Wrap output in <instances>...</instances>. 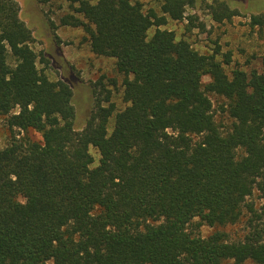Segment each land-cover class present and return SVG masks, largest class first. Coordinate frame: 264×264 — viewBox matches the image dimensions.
<instances>
[{
	"label": "trees",
	"instance_id": "1",
	"mask_svg": "<svg viewBox=\"0 0 264 264\" xmlns=\"http://www.w3.org/2000/svg\"><path fill=\"white\" fill-rule=\"evenodd\" d=\"M65 1L77 16L62 25L115 60L126 106L115 113L106 96L78 129L71 86L44 72L18 2L0 0V264H264V206L246 203L264 200V71L227 72L230 51L202 54L159 28L196 0H161V16L131 0ZM230 3L213 0L211 20L239 16ZM249 25L263 32L264 13ZM244 208L248 231L230 240L219 229Z\"/></svg>",
	"mask_w": 264,
	"mask_h": 264
},
{
	"label": "rangeland",
	"instance_id": "2",
	"mask_svg": "<svg viewBox=\"0 0 264 264\" xmlns=\"http://www.w3.org/2000/svg\"><path fill=\"white\" fill-rule=\"evenodd\" d=\"M16 1L20 7V18L28 27L30 26L34 37V42L30 44L31 49L37 55L45 54L49 61L44 72L51 80L63 78L72 88V102L78 129L82 127L85 118L94 109L96 101L106 106L105 101L108 97L109 103L114 105L115 113L122 111L126 106L122 100L123 76L116 72L115 60L92 54L82 29L61 23L64 17L77 16L73 12V7L76 5L70 6L65 0ZM131 1L139 3L144 12L153 11L157 16H161V0ZM228 1L233 2L230 4L239 11V16L233 17L230 21L213 22L209 15V6L213 0H196L194 7L185 8L182 21L175 22L167 18V23L159 28L173 32L177 40L188 41L202 54H211L215 49V43L222 52L230 51L232 64L226 68L227 72L235 67L246 72L251 70L263 72L264 30L260 32L257 28H252L249 22L252 15L264 13V0ZM188 17H193V27L189 24ZM154 30L155 27L149 29L148 36H151ZM37 67L43 69L44 65L38 63ZM208 81V77L202 79L203 83ZM210 98L216 122L224 128L229 127L231 121L220 109L223 100L215 96ZM113 116L109 121V132L112 130ZM29 135L34 140L40 139L36 133L31 132ZM9 140L10 133L5 126V120L0 117V148L5 147ZM90 153L96 165L98 153L92 148ZM246 203L257 212H260V208L264 206V200L260 198L257 191L247 198ZM250 218L251 214L244 208L242 221L219 230L226 232L230 240L237 239L247 233V220ZM211 232L212 229L207 226H201L199 229V234L203 237Z\"/></svg>",
	"mask_w": 264,
	"mask_h": 264
}]
</instances>
